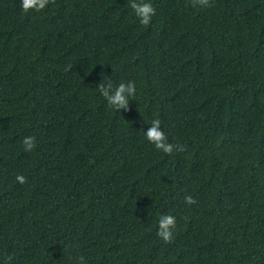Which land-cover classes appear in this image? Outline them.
<instances>
[{
  "label": "trees",
  "instance_id": "16d2710c",
  "mask_svg": "<svg viewBox=\"0 0 264 264\" xmlns=\"http://www.w3.org/2000/svg\"><path fill=\"white\" fill-rule=\"evenodd\" d=\"M149 2L144 26L129 0H0V258L264 264V0ZM109 78L135 82L128 110ZM154 118L183 151L144 138Z\"/></svg>",
  "mask_w": 264,
  "mask_h": 264
},
{
  "label": "clouds",
  "instance_id": "9594fccd",
  "mask_svg": "<svg viewBox=\"0 0 264 264\" xmlns=\"http://www.w3.org/2000/svg\"><path fill=\"white\" fill-rule=\"evenodd\" d=\"M55 0H20V7L24 13L40 12L45 9L49 3H54ZM192 6H200L207 8L211 6L210 0H191ZM129 7L134 12L139 23L147 26L150 24L156 10L149 0H129ZM104 98L107 105L117 110H128L129 100L134 99L136 95V84L134 81L114 83L110 78L102 79L95 88ZM144 138L151 143L156 150L171 155L173 152L183 151L184 147L181 144L169 142L168 136L161 128V120L154 118L145 131L142 132ZM24 151L31 152L36 147V139L34 136H26L22 140ZM16 181L20 184L27 182L26 177L17 175ZM184 202L188 205H193L196 200L191 195L184 196ZM176 228V217L173 215H160L157 221L156 235L165 243H171L173 240V230ZM14 257L5 255L0 258V264H12ZM77 264H86L84 256L78 257Z\"/></svg>",
  "mask_w": 264,
  "mask_h": 264
}]
</instances>
